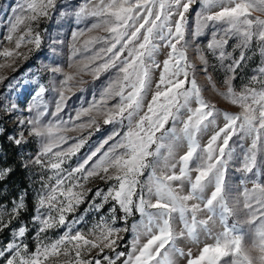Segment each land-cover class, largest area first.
Listing matches in <instances>:
<instances>
[{"label":"snow or ice","instance_id":"1","mask_svg":"<svg viewBox=\"0 0 264 264\" xmlns=\"http://www.w3.org/2000/svg\"><path fill=\"white\" fill-rule=\"evenodd\" d=\"M11 12L0 69L41 49L53 14L76 28L53 40L69 54L43 66L47 82L9 80L35 85L30 103L0 102L28 114L7 137L19 163L0 150V264H264V0H18ZM85 75L91 94L68 110ZM17 168L33 186L9 194Z\"/></svg>","mask_w":264,"mask_h":264},{"label":"rangeland","instance_id":"2","mask_svg":"<svg viewBox=\"0 0 264 264\" xmlns=\"http://www.w3.org/2000/svg\"><path fill=\"white\" fill-rule=\"evenodd\" d=\"M18 0H0V41H2L3 47H11L12 45L8 44L7 41L3 40V37L6 36L8 32L9 27V18L12 16L11 9L16 5ZM68 2H80L82 3L83 0H58V4L60 3H68ZM63 10V9H62ZM189 23L191 26L194 27L195 24V17L191 16L189 19ZM83 27V24L80 25ZM76 28V22L75 18L69 19L68 17H61L58 14H53L51 18L44 19L40 22L39 31L42 33L43 42L41 45V49L39 51H34L29 56V59L27 60H17L14 67L15 71H13L11 68H3L0 69V75L7 76L9 79L5 80L3 83H0V102L4 104H10L12 102H16L19 105L20 109H23L27 103L31 102V96L34 91V84L27 85L23 90H9L6 85L8 84L9 80H11L12 77H16L18 79L23 78H29L33 74H37L39 78H41L44 82H47V78L49 76V73L46 71V69L43 67L44 65L51 64L53 59L66 61L67 56L69 54V49L65 48L63 45H54L53 40L59 38L61 40L67 39L70 42V29ZM211 38L210 34H206L204 37L200 38V46L204 48L207 44V41ZM230 44H234V41H230ZM57 48V53L52 52V48ZM238 54V53H237ZM189 56L193 60V62L199 64L198 57L196 56L194 50L189 51ZM260 56L258 53V50L256 51V54L252 56L251 60L244 65L242 69L239 70V77L237 79V82L245 83L247 82V79L252 74V70L260 63ZM4 60L2 57H0V63H3ZM66 71H72V69H68L65 67ZM103 79V77H102ZM84 80L87 81L86 84L83 85V87L86 89L84 93L76 92L75 95L72 96V98L68 101L69 108L68 110H71L73 108H77L81 104V99L79 97H83L84 99H88L92 88H93V82L90 75H85ZM236 82V83H237ZM200 83L205 84V79L201 76L200 77ZM99 82H96V85H98ZM219 86V84H218ZM238 87V86H237ZM207 96L211 97L218 105V107L221 108H232L234 109V106H230L226 101H224L222 98L217 96L215 92L209 90L206 93ZM49 97L46 95V99ZM27 113H19V114H13L12 117H7L2 110H0V128H4L5 132V141L10 143L7 139L8 135L17 134L21 129L17 125L18 119H23ZM27 135V133H25ZM102 133H97L93 139H97ZM39 145L36 144L35 141H31L26 146V152L32 153L35 151V149ZM18 149H16V159L19 161L20 157L18 156ZM24 186L23 187H31L33 186V180L30 177V174L28 171L24 169ZM103 186V185H101ZM86 207V205L81 206L80 211H83V208ZM131 223V221H129ZM62 231V230H61ZM57 235V233H49V236L54 238ZM131 240V234H126L124 237V243L130 242ZM181 247H186V244L181 242ZM122 247L117 249L120 251L123 248ZM178 264H183V260L178 258Z\"/></svg>","mask_w":264,"mask_h":264},{"label":"trees","instance_id":"3","mask_svg":"<svg viewBox=\"0 0 264 264\" xmlns=\"http://www.w3.org/2000/svg\"><path fill=\"white\" fill-rule=\"evenodd\" d=\"M236 84L239 87L242 84V82L241 83L237 82ZM0 150L5 151L10 159L16 160L17 164L19 163V161L16 159V147L11 143L5 141V135H0ZM24 176H25L24 169L17 168L15 174L12 175L8 181L9 194H11L13 191H18L21 187L25 185ZM30 218H31V212H29L26 216V219L30 220ZM121 250H126V249L123 247Z\"/></svg>","mask_w":264,"mask_h":264}]
</instances>
